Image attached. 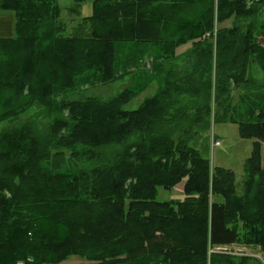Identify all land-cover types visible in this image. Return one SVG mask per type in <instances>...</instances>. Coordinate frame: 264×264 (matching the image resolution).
Masks as SVG:
<instances>
[{"label":"trees","instance_id":"obj_1","mask_svg":"<svg viewBox=\"0 0 264 264\" xmlns=\"http://www.w3.org/2000/svg\"><path fill=\"white\" fill-rule=\"evenodd\" d=\"M73 1L65 21L58 0H0V264H249L211 249L264 253V0ZM121 44L153 45L162 74L87 93L119 79ZM217 123L252 140L241 194L200 153Z\"/></svg>","mask_w":264,"mask_h":264},{"label":"rangeland","instance_id":"obj_2","mask_svg":"<svg viewBox=\"0 0 264 264\" xmlns=\"http://www.w3.org/2000/svg\"><path fill=\"white\" fill-rule=\"evenodd\" d=\"M62 8V18L67 21L73 17L74 13L70 12V8L75 6L73 0H58ZM83 15L90 12V4L83 3L79 6ZM80 12V14H81ZM78 20H76L77 22ZM77 23H68V26ZM230 22H224L222 26H229ZM148 46V45H147ZM125 47H129L126 48ZM153 45L145 46H129L121 44L115 51V65L119 79L107 85H97L90 88L87 93L95 94L102 98L112 97L120 92L125 86L135 84V88L140 89L146 85L149 78L158 79L161 75V66L156 59H153L156 52ZM151 56V57H150ZM257 78L262 77L260 69L256 65H252L251 70ZM126 72V73H124ZM158 82V81H157ZM156 89L155 81L149 83V87L142 91L136 98L126 106L128 109L135 108L140 101L149 95H152ZM218 136L220 145L215 146L210 138L209 149L205 152L201 150V155L208 157L212 167L220 166L231 169L235 174L236 191L238 194L243 190L244 163L245 159L250 155L252 148V140L241 138L237 131V125L232 123H217L211 125L210 134ZM216 139V138H214ZM261 163L264 168V142L261 146ZM183 182L177 184L173 189L166 190L162 187L157 188L156 200H181L184 195L182 192ZM212 252L229 253L235 255H247L253 258L249 264H264V253L255 246H246L244 244H232L229 246L217 247L211 249ZM211 252V251H210ZM79 259L75 256L62 262L61 264H75Z\"/></svg>","mask_w":264,"mask_h":264},{"label":"crops","instance_id":"obj_3","mask_svg":"<svg viewBox=\"0 0 264 264\" xmlns=\"http://www.w3.org/2000/svg\"><path fill=\"white\" fill-rule=\"evenodd\" d=\"M87 3H89V2H87ZM90 14H91V4H90V12L87 15H83L81 12V16H89ZM226 22H228V21H226ZM71 23H74V21ZM14 24H15V17H14L13 12L0 10V38H11V37H13V35H14ZM190 46H191V42L186 43L184 45L177 47L175 52H176V54H182V53L186 52L190 48Z\"/></svg>","mask_w":264,"mask_h":264},{"label":"built area","instance_id":"obj_4","mask_svg":"<svg viewBox=\"0 0 264 264\" xmlns=\"http://www.w3.org/2000/svg\"><path fill=\"white\" fill-rule=\"evenodd\" d=\"M212 143H213V145H215V146L220 145V141H219V140H216V139H213V140H212ZM16 264H22V262L19 261V262H17Z\"/></svg>","mask_w":264,"mask_h":264}]
</instances>
